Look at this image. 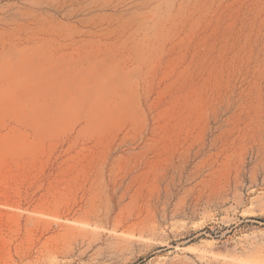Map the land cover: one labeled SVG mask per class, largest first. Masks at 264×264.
<instances>
[{"label": "rangeland", "instance_id": "obj_1", "mask_svg": "<svg viewBox=\"0 0 264 264\" xmlns=\"http://www.w3.org/2000/svg\"><path fill=\"white\" fill-rule=\"evenodd\" d=\"M0 264H264V0H0Z\"/></svg>", "mask_w": 264, "mask_h": 264}]
</instances>
